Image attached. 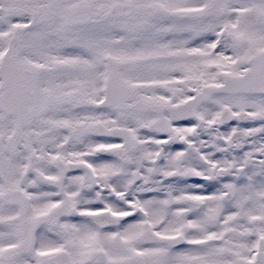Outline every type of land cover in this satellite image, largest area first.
Returning <instances> with one entry per match:
<instances>
[{"label": "snow or ice", "instance_id": "snow-or-ice-1", "mask_svg": "<svg viewBox=\"0 0 264 264\" xmlns=\"http://www.w3.org/2000/svg\"><path fill=\"white\" fill-rule=\"evenodd\" d=\"M0 264H264V0H0Z\"/></svg>", "mask_w": 264, "mask_h": 264}]
</instances>
